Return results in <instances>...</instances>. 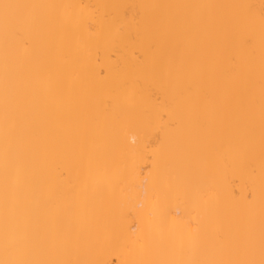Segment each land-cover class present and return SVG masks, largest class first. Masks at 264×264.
<instances>
[{
    "label": "bare ground",
    "instance_id": "bare-ground-1",
    "mask_svg": "<svg viewBox=\"0 0 264 264\" xmlns=\"http://www.w3.org/2000/svg\"><path fill=\"white\" fill-rule=\"evenodd\" d=\"M0 264H264V0H0Z\"/></svg>",
    "mask_w": 264,
    "mask_h": 264
}]
</instances>
